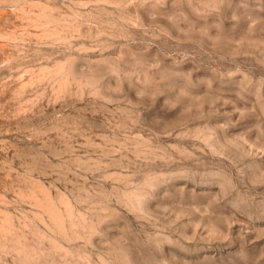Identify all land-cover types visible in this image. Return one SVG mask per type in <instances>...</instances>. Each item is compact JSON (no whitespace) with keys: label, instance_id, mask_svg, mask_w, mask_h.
<instances>
[{"label":"rangeland","instance_id":"obj_1","mask_svg":"<svg viewBox=\"0 0 264 264\" xmlns=\"http://www.w3.org/2000/svg\"><path fill=\"white\" fill-rule=\"evenodd\" d=\"M0 264H264V0H0Z\"/></svg>","mask_w":264,"mask_h":264}]
</instances>
